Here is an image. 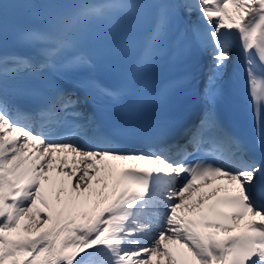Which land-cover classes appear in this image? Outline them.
Masks as SVG:
<instances>
[{"label":"snow or ice","instance_id":"snow-or-ice-1","mask_svg":"<svg viewBox=\"0 0 264 264\" xmlns=\"http://www.w3.org/2000/svg\"><path fill=\"white\" fill-rule=\"evenodd\" d=\"M181 11L196 14L185 50L195 44L209 60L203 115L175 156L171 145L130 150L166 129L107 125L85 114L77 92L101 113L162 100L166 91L151 95L142 78ZM21 12L35 22L10 23ZM145 25L119 83H103L95 75L103 59L133 44L93 46ZM233 30L243 61L236 80L246 77L264 126V63L253 59L254 49L264 62V0H22L11 11L0 2V264H264V155L218 112ZM82 72L72 90L53 81ZM259 144L264 153V132Z\"/></svg>","mask_w":264,"mask_h":264}]
</instances>
